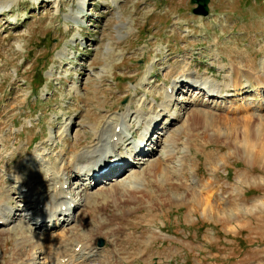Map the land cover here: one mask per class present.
<instances>
[{
  "label": "rangeland",
  "instance_id": "obj_1",
  "mask_svg": "<svg viewBox=\"0 0 264 264\" xmlns=\"http://www.w3.org/2000/svg\"><path fill=\"white\" fill-rule=\"evenodd\" d=\"M2 7L0 264H264V0H211L208 16L191 0ZM125 111L129 136L94 163L103 175L78 177L96 129ZM18 168L61 171L64 206L80 201L69 224L39 217ZM81 241L95 251L77 256Z\"/></svg>",
  "mask_w": 264,
  "mask_h": 264
},
{
  "label": "bare ground",
  "instance_id": "obj_2",
  "mask_svg": "<svg viewBox=\"0 0 264 264\" xmlns=\"http://www.w3.org/2000/svg\"><path fill=\"white\" fill-rule=\"evenodd\" d=\"M3 9H4V7L1 8L2 11H3ZM1 14H4V13L1 12ZM189 81H191V80H188L186 83L188 84ZM195 84H198L203 89H208L209 94L211 96L217 95L218 93H220V92H218L220 90V88L217 87L216 85H213L211 80L210 81L204 80V79H202L200 81L197 80ZM173 97H174L173 95H170L169 93H167V98H168L169 102H167L161 106L162 107L161 111L162 110L163 111L169 110V106H170L169 103L173 101ZM129 114H130V111H125L121 114V118L119 119L120 121L115 122V121L108 120V121H106L105 125L102 128L96 129V131H95L96 138L99 139V143L94 145L92 150L85 149L84 151H82V153H80V154H81V157H83V159L81 158V159L75 161L76 166L82 167L80 169L78 167L74 168L75 172L77 171V169L79 170L77 172L78 177L80 176V178H83L82 176H84V177L97 179L99 176L103 175V174L99 173L98 171H100L105 165L95 166L94 163L96 162V160H98V156L102 152H104L105 150L110 149V148H115L118 145L117 141H119V140L121 141V140L125 139L127 136H129L130 127H131L130 124L127 122ZM175 115L176 114H172V116H175ZM118 127H120L119 130H118ZM145 132H148V131H146V129H145L143 136L145 134H147ZM146 137H144V138H146V140H147L148 135ZM143 140L144 139H142L141 143L144 147L145 142L143 143ZM246 147L248 148V146H246ZM250 147L252 148L253 145H251ZM142 152H145V150ZM167 152H170V150H167ZM136 153L137 152H135L133 154H131V153L128 154V159L124 160V162H126V163H121V164L125 165L126 167H127V165H130L129 160L133 161V158H135L136 155L138 154V153L137 154ZM169 155L170 154H167V157H169ZM130 156H131V158H129ZM263 159H264V157H263ZM113 161H116V159H113ZM20 165L21 164H19V166ZM115 165H117V164H115ZM115 165H112L110 168H112ZM110 168H109V170H110ZM109 170H107V171H109ZM37 172L38 173H35L33 171L27 177V176L21 175L22 173L20 171V168H18V169H15L13 176L18 181L19 187L21 189H24V191L26 190L27 194H25V195L30 197L29 201L36 204L35 206H36L38 212H40L39 217L41 216V214H46L47 217L50 219L49 222H54L53 227H55V225H58L60 227L62 224H65V222L68 223L69 221H71V220H69L70 216H71L70 205L73 203L74 206H76V204L78 205L80 201H78L76 199H72L70 202H68V205H69L68 207L64 206L67 203L66 199L69 198L68 195H66V193H65L66 187H65L64 183H62L61 186L59 187V185H58L59 182L55 181V179L61 178V176L63 175L60 173L61 171H58V173L53 172V174L55 176L53 174L51 176L50 175L51 173L49 171H46L44 179H41V177H42V174H40L41 172L40 173H39V171H37ZM211 195L212 194H210V196ZM211 206H212V204L209 201H207L206 207L210 208ZM10 211H11V207L8 206L7 201L2 200L0 202V224L1 225H2V223L9 222V219H10L9 218V212ZM80 243H82V244H80ZM67 244L65 243V245H67ZM65 245H63V246H65ZM73 245H74L73 246L74 251L76 250V248L78 246L80 248V252L77 253V256L79 254H81V253L83 254L85 252H87V254L89 255L91 252L95 251L93 249V246H90V244L88 245L87 243H83L82 241L76 242ZM73 257H76V255H74ZM35 259H36L35 256H31L29 258V261H34ZM68 264H78V263H76V260L72 258Z\"/></svg>",
  "mask_w": 264,
  "mask_h": 264
},
{
  "label": "water",
  "instance_id": "obj_3",
  "mask_svg": "<svg viewBox=\"0 0 264 264\" xmlns=\"http://www.w3.org/2000/svg\"><path fill=\"white\" fill-rule=\"evenodd\" d=\"M195 7L192 8V12L196 15L208 16L210 14V2L211 0H191ZM105 245L103 238L99 239L98 246L102 247Z\"/></svg>",
  "mask_w": 264,
  "mask_h": 264
}]
</instances>
